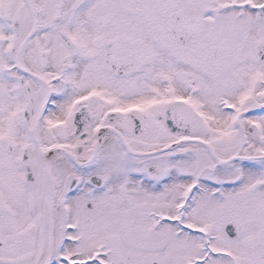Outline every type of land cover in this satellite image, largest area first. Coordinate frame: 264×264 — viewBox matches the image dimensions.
Returning <instances> with one entry per match:
<instances>
[{
  "label": "snow or ice",
  "instance_id": "obj_1",
  "mask_svg": "<svg viewBox=\"0 0 264 264\" xmlns=\"http://www.w3.org/2000/svg\"><path fill=\"white\" fill-rule=\"evenodd\" d=\"M0 264H264V0H0Z\"/></svg>",
  "mask_w": 264,
  "mask_h": 264
}]
</instances>
